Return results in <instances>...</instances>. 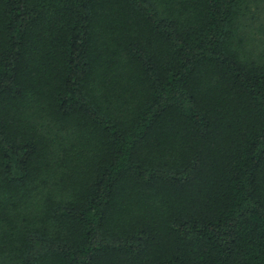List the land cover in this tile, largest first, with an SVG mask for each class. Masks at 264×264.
I'll use <instances>...</instances> for the list:
<instances>
[{
  "label": "trees",
  "instance_id": "1",
  "mask_svg": "<svg viewBox=\"0 0 264 264\" xmlns=\"http://www.w3.org/2000/svg\"><path fill=\"white\" fill-rule=\"evenodd\" d=\"M258 0H0V264H264Z\"/></svg>",
  "mask_w": 264,
  "mask_h": 264
},
{
  "label": "rangeland",
  "instance_id": "2",
  "mask_svg": "<svg viewBox=\"0 0 264 264\" xmlns=\"http://www.w3.org/2000/svg\"><path fill=\"white\" fill-rule=\"evenodd\" d=\"M259 4L252 5L248 14L247 30L251 45H256L258 50L264 48V0H258Z\"/></svg>",
  "mask_w": 264,
  "mask_h": 264
}]
</instances>
